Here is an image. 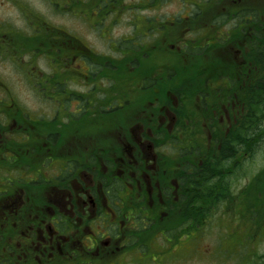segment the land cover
<instances>
[{"label":"flooded vegetation","instance_id":"obj_1","mask_svg":"<svg viewBox=\"0 0 264 264\" xmlns=\"http://www.w3.org/2000/svg\"><path fill=\"white\" fill-rule=\"evenodd\" d=\"M123 1L100 12L98 47L79 0H0L20 21L0 19V264H155L144 248L194 236L196 170L226 196L198 231L218 210L215 249L228 225L251 244L226 264H264V0ZM120 15L141 38L133 58L109 44Z\"/></svg>","mask_w":264,"mask_h":264},{"label":"rangeland","instance_id":"obj_2","mask_svg":"<svg viewBox=\"0 0 264 264\" xmlns=\"http://www.w3.org/2000/svg\"><path fill=\"white\" fill-rule=\"evenodd\" d=\"M19 1L25 4L26 1H28L29 3L31 2L34 5L38 6L39 9L45 10L46 8L45 3L40 4V0ZM79 1L81 3L79 4V10H84L86 14L81 15L80 17L83 19H79L78 21L79 34L82 35L84 39H88L92 42L96 41L98 47H102V44L97 41V37L102 31L106 32V30H104L106 19L102 18V15L100 16V12L109 11L112 9L109 3L110 0H104L99 4L96 0V2L94 3V5H97L96 9H92L91 7H85L82 4L83 2L87 3L93 0ZM139 1H142L143 3L147 0H124L123 4L125 3L124 6L128 7L136 6ZM128 9L129 8H126L127 12L134 11L132 9ZM181 9L182 4L180 2L178 3L176 1H173L172 3L164 5L163 9L160 10L159 14H165L167 12H176ZM143 10L146 9L144 8ZM154 15L155 13L152 10L148 12L145 11L143 13L144 18L145 16H149V18H151V16ZM17 16H19V13L13 3H5L3 6H0V19L4 20L5 22H8V24L20 23V21L17 19ZM129 18L125 17V15H120L119 17L114 18L112 20H107V23H110V29L107 31L109 35L108 37L110 38L109 44L111 42H113L114 44L121 41H129V43L126 42L125 44L131 47L132 41H130V39L138 38V33L133 36L137 31L135 30L133 23L134 20H132V16L130 15ZM59 20L60 22H63V24L66 21L69 23V20L65 19L64 17H60ZM146 20L147 19H144L145 22ZM85 21H89L90 24ZM142 35H145V33L143 32ZM145 42H149V39H146ZM133 44L136 45L134 41ZM261 155L262 154H259L258 152L256 154L257 157H260ZM248 182V180H244L241 183L240 187L246 186ZM217 214L218 210L209 219L204 229H202L200 232H194V236H191L189 241H187V239L183 241L184 243L182 247L181 244H176L174 245V247L168 248L167 244L161 241L157 244L154 243L144 248L143 261L145 262L147 260H150L153 261L155 264L157 262H160V260L171 262L170 264H226L229 262L245 260L250 251L251 244L245 241V232L240 226H226L225 231L222 235L223 238L228 242L229 249H225V243H222V250L215 249V246L218 241V236L222 233V227L218 225V222L221 221L220 219L222 217ZM232 219H237L239 221L243 220L238 214H234V217ZM244 223H246V221H244ZM256 233L258 232L256 231ZM259 249L261 253H264V235L260 241ZM183 251L185 254H183ZM212 254L219 260V262L212 257ZM151 256H154V259H149V257Z\"/></svg>","mask_w":264,"mask_h":264},{"label":"trees","instance_id":"obj_3","mask_svg":"<svg viewBox=\"0 0 264 264\" xmlns=\"http://www.w3.org/2000/svg\"><path fill=\"white\" fill-rule=\"evenodd\" d=\"M257 133V132H256ZM260 133V132H259ZM247 136H245L246 138ZM256 135L254 134V139L256 140ZM248 141H245L242 146L246 147ZM213 175L208 173L206 176V190L203 189L204 184L201 179L200 173L196 170L195 175L190 178V207H189V229L190 233L198 231L199 226L203 223L205 217H209L215 210L214 208L220 201L226 196L219 194L218 197H214V189L217 187ZM262 180H260L261 183ZM258 202V200H255Z\"/></svg>","mask_w":264,"mask_h":264}]
</instances>
